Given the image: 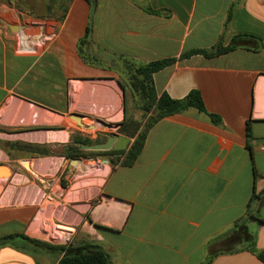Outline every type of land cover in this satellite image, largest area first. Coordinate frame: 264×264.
Here are the masks:
<instances>
[{"label":"crops","instance_id":"0c3cea01","mask_svg":"<svg viewBox=\"0 0 264 264\" xmlns=\"http://www.w3.org/2000/svg\"><path fill=\"white\" fill-rule=\"evenodd\" d=\"M19 34L41 45L20 51ZM219 46L234 49L181 59ZM166 59L176 62L153 75L158 96L180 100L198 90L222 124L195 109L160 119L133 165L114 166L84 204L72 206L67 191L81 178L82 157L99 152L85 146L117 136L114 149L130 139L86 135V120L114 115L120 92L127 113L124 77ZM1 154V167L17 164L20 193L14 203L0 198V239L44 241L45 215L76 225L70 244L98 245L112 264H264L251 251L264 252V0H48L45 15L0 0ZM49 162L59 164L56 172ZM49 201L63 211L51 214ZM60 259L0 246V264Z\"/></svg>","mask_w":264,"mask_h":264},{"label":"trees","instance_id":"16d2710c","mask_svg":"<svg viewBox=\"0 0 264 264\" xmlns=\"http://www.w3.org/2000/svg\"><path fill=\"white\" fill-rule=\"evenodd\" d=\"M89 34L90 29L88 28L86 38ZM233 49V46L226 48L219 46L214 52L208 53L206 51H194L190 54L184 55L181 59L188 58L193 54H203L206 57L211 58L228 53ZM82 56L85 59L83 54ZM175 62V59H166L140 65L134 68V74L131 75L129 83L130 89L135 98H137L138 108L146 112L147 116L151 113V116L148 117V123L143 131L140 132L138 127V129L133 133L126 132L127 135L131 136V138H135V141L128 151L122 152V157L124 158V161L121 163L122 165L131 166L135 163L143 149L149 130L155 123L164 117L174 114H182L189 109H195L199 113L205 115L214 125L220 126L222 124V120L219 116L211 114L206 110L202 95L198 90L191 91L184 99L180 100L172 99L166 94L158 96L154 86L153 75ZM126 133L124 134L126 135ZM30 148V146L25 147V149L28 150H30ZM248 148L250 147L248 146ZM258 221L261 224H264L263 219H259ZM4 245H12L18 249L32 253L37 251L54 253L61 257L58 264H112L108 253L100 246L94 244H85L82 246H75L73 244L53 245L44 241L31 239L25 235H12L0 239V246ZM251 251L253 253H257L258 258L264 262V252H258L254 245ZM211 260L212 258H209L204 264H209Z\"/></svg>","mask_w":264,"mask_h":264},{"label":"rangeland","instance_id":"374dc122","mask_svg":"<svg viewBox=\"0 0 264 264\" xmlns=\"http://www.w3.org/2000/svg\"><path fill=\"white\" fill-rule=\"evenodd\" d=\"M48 0H17V7L18 8H26L28 11L31 12V10H34L35 14L45 15L46 14V6H47ZM131 75L124 77L125 86H128V111L126 113V109L124 108L123 101L121 99V92H120V100H119V109L118 111L110 116V114H103V117L97 119H92L91 121L86 120V123L88 125H91V128H83V132L86 135H90L93 137L98 136L99 133L102 132H109L110 134L113 133H120L124 134L126 132L133 133L135 132L138 127L139 131H143L146 124L148 123V116L147 113L140 110L138 108V101L136 100L133 92L130 89L129 83H130ZM127 81V82H126ZM104 112L107 111V109H104ZM114 110V109H113ZM114 121V124L112 127H108V123L111 121ZM119 128H117V125ZM121 124L123 127H121ZM77 123L75 121H72V127L76 128ZM125 129V130H124ZM124 130V131H123ZM124 136H127L128 138L132 139L130 135L124 134ZM130 139L126 140L124 144H120V148H114L109 151H99L95 153H91L88 157H82L84 162L82 161L81 166L82 168H79V174L81 176L80 179L76 181L77 185L75 186L73 183L72 187L68 189V198L74 201L72 204L75 205L77 208L79 205L84 204L79 201L84 199V197L87 195L88 197L92 196L96 189H98L103 181L105 179V176L108 174V172L116 165L121 164L124 161V158L122 157V152L127 151L129 145H130ZM135 139V138H133ZM1 161H6V158L1 154L0 155ZM12 160V159H11ZM108 161V163H104V161ZM55 163V164H54ZM52 165L53 172H56L59 164L54 162ZM12 166V170L10 169L11 175L10 177L6 178V172L4 169H0V179H4L0 182V198L3 196L5 197L4 200L6 202L14 203L17 201V197L20 193V187L15 186V177L13 176V171L16 170V163L10 162L9 163ZM19 165V164H18ZM20 166V165H19ZM27 167L32 171L31 169V163L30 161H27ZM24 175H26L29 178V175L31 172L23 167ZM27 177H24V180L28 179ZM19 180V177H17ZM8 180V182H7ZM20 181V180H19ZM29 192V191H28ZM66 192V193H67ZM28 196H30L28 194ZM46 205H49L52 209L51 214L63 211L64 208L61 207L60 204L55 203L53 201H49L46 203ZM70 215L72 218L76 219L74 209L72 207L69 208ZM73 223V221H71ZM39 226L40 229L43 231L42 235L40 236L42 239L47 238L46 233L47 232H56L57 230H66L71 231L72 236L70 237V241L66 244L65 242H62L59 238L57 239H49V241L44 240V242L53 244V245H68L72 243L74 239V235L77 232V226L76 225H64L60 222H57L55 219L47 216H42L39 218ZM43 241V240H42Z\"/></svg>","mask_w":264,"mask_h":264},{"label":"built area","instance_id":"2783aa9c","mask_svg":"<svg viewBox=\"0 0 264 264\" xmlns=\"http://www.w3.org/2000/svg\"><path fill=\"white\" fill-rule=\"evenodd\" d=\"M39 45H41V42L39 40H36L35 37L27 34H19L18 47L20 51L28 52L32 49H36V47ZM44 232L47 234V238H45L46 241H49L48 238L52 240L59 238L60 240H62V242H65L66 244L70 241V237L72 236V232L66 230H57L56 232L52 231L51 233L47 231Z\"/></svg>","mask_w":264,"mask_h":264},{"label":"water","instance_id":"95a60500","mask_svg":"<svg viewBox=\"0 0 264 264\" xmlns=\"http://www.w3.org/2000/svg\"><path fill=\"white\" fill-rule=\"evenodd\" d=\"M13 30L16 31V32H19L20 28H15ZM73 119H75V121L77 123L82 125L80 116H74ZM116 137L117 136H115V138H110L107 143L98 144V145H94V146H85V148L88 149V150H93V151H109V150H111L113 148V146H114V144L116 142ZM78 162H79V160H77V159H72L71 160V163L74 164V165L78 164ZM104 163H108V161L105 160ZM0 169H4L5 170V172H6L5 177L6 178L10 177L11 172H10V170L8 168H4V167L0 166Z\"/></svg>","mask_w":264,"mask_h":264},{"label":"bare ground","instance_id":"6f19581e","mask_svg":"<svg viewBox=\"0 0 264 264\" xmlns=\"http://www.w3.org/2000/svg\"><path fill=\"white\" fill-rule=\"evenodd\" d=\"M106 100H107V99H106ZM96 101H97V100H96ZM103 101H104V100H102V102H101V101H100V102L103 103ZM105 104H106V103H105ZM113 107H114V110H116L117 107H119V104H116V105H114ZM60 136H61V135H60ZM61 139H62V136H61ZM62 140H66V138H65V139H62ZM33 162H34V161H33ZM30 163H31V162H30ZM46 163H47V162H45V164H46ZM49 163L52 164V162H49ZM42 164H43V163H42ZM36 168H37V167H36ZM36 168H35V169H36ZM80 168H82V166H81ZM31 169H32V163H31ZM36 170H37V169H36ZM46 235H47V234H46Z\"/></svg>","mask_w":264,"mask_h":264},{"label":"flooded vegetation","instance_id":"af4514ba","mask_svg":"<svg viewBox=\"0 0 264 264\" xmlns=\"http://www.w3.org/2000/svg\"><path fill=\"white\" fill-rule=\"evenodd\" d=\"M123 125L121 124V127H122ZM120 134V133H119ZM107 140V139H106Z\"/></svg>","mask_w":264,"mask_h":264}]
</instances>
